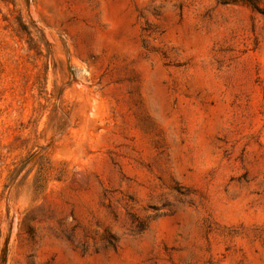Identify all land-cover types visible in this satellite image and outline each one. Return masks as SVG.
Wrapping results in <instances>:
<instances>
[{
	"label": "rangeland",
	"instance_id": "rangeland-1",
	"mask_svg": "<svg viewBox=\"0 0 264 264\" xmlns=\"http://www.w3.org/2000/svg\"><path fill=\"white\" fill-rule=\"evenodd\" d=\"M0 264H264V15L0 0Z\"/></svg>",
	"mask_w": 264,
	"mask_h": 264
},
{
	"label": "trees",
	"instance_id": "trees-1",
	"mask_svg": "<svg viewBox=\"0 0 264 264\" xmlns=\"http://www.w3.org/2000/svg\"><path fill=\"white\" fill-rule=\"evenodd\" d=\"M243 3L249 6L251 9L264 15V10L260 9L253 0H243Z\"/></svg>",
	"mask_w": 264,
	"mask_h": 264
}]
</instances>
